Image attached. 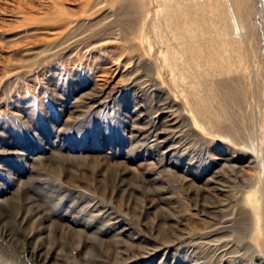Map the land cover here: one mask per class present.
Listing matches in <instances>:
<instances>
[{
	"label": "rangeland",
	"instance_id": "rangeland-1",
	"mask_svg": "<svg viewBox=\"0 0 264 264\" xmlns=\"http://www.w3.org/2000/svg\"><path fill=\"white\" fill-rule=\"evenodd\" d=\"M0 264H264V0H0Z\"/></svg>",
	"mask_w": 264,
	"mask_h": 264
},
{
	"label": "bare ground",
	"instance_id": "bare-ground-1",
	"mask_svg": "<svg viewBox=\"0 0 264 264\" xmlns=\"http://www.w3.org/2000/svg\"><path fill=\"white\" fill-rule=\"evenodd\" d=\"M37 262H42V259L40 257L35 258Z\"/></svg>",
	"mask_w": 264,
	"mask_h": 264
}]
</instances>
